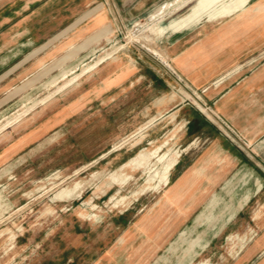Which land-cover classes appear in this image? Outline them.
I'll list each match as a JSON object with an SVG mask.
<instances>
[{"label":"rangeland","instance_id":"1","mask_svg":"<svg viewBox=\"0 0 264 264\" xmlns=\"http://www.w3.org/2000/svg\"><path fill=\"white\" fill-rule=\"evenodd\" d=\"M180 4V0H0V37L22 24L35 39L20 70L33 74L22 88L30 90L0 124L36 101L0 132V147L16 139L6 132L23 122L26 126L41 121L46 130L38 143L0 166V264H238L249 256L248 244L264 229H258L253 219L264 213V202H256L264 199V188L239 205L228 202L231 192L224 187L227 181L237 187L249 176H191L186 181L190 186L202 178L212 189L183 190L179 202H164L171 183L156 193L133 197L146 174L131 166L119 169L140 150H153L165 141L168 145L161 154L179 149L175 118L146 125L164 109V101L151 107L149 81L156 65L168 66L167 45L180 37H201L213 25L247 14L234 12L180 34H158L193 6L190 2L175 10ZM150 43L162 54L149 50ZM114 48L113 57L97 70L56 91L64 82L62 74L72 71L67 78L71 79L82 65H91ZM153 81L154 88L166 89L161 80ZM175 81L177 85L167 91L180 101L182 84ZM185 91L188 104L194 102L214 116L206 104L197 103L195 92ZM154 163L152 159L150 167ZM182 166L171 171L170 182ZM256 178L263 185V176L254 174L247 188ZM213 196L217 202H211ZM122 197L128 199L125 206L114 208ZM88 215L95 218L85 220ZM242 239L249 241L235 255ZM195 241L198 246L191 256L187 251ZM259 262L255 257L249 264Z\"/></svg>","mask_w":264,"mask_h":264},{"label":"crops","instance_id":"2","mask_svg":"<svg viewBox=\"0 0 264 264\" xmlns=\"http://www.w3.org/2000/svg\"><path fill=\"white\" fill-rule=\"evenodd\" d=\"M247 9L249 12L244 17L225 19L201 37L173 40L166 47L168 66L160 64L154 68L153 79L161 80L166 89L154 88L156 83L151 77L149 86L153 97L150 105L155 108L158 101L165 104L164 109L146 125H157L170 116L175 118V126H179L180 156L172 171L183 163L176 179L170 182L169 177L165 187L168 188L170 183L172 185L164 202H179L185 196L183 190L212 189L202 178H195L198 180L195 186L187 183L191 176L202 174H234L241 179L249 176L237 187L233 186V182L225 183V189L231 192L228 202H239V205L245 204L261 186L264 188V0H250ZM256 9L260 12L255 13ZM21 25L7 29L12 32L7 31L0 37V118L14 113L17 104L30 90L22 91L33 74L20 73V70L27 57L25 54L34 46L35 39L30 37L29 28ZM20 30L25 32L13 34ZM24 33L26 36L23 37ZM175 78L182 84L178 93L184 98L180 97V101L172 99L167 91L173 84L177 85ZM185 89L195 92L196 102L206 104L214 112L212 119L207 118L194 102H186ZM24 123L6 132L16 136V139L10 145L0 147V166L45 136V123L37 121L33 126H23ZM190 158L194 161L191 159L185 164L184 160ZM217 168L220 170L213 171ZM254 174L263 176V185L256 178L247 188ZM211 202H217L216 196ZM256 202H264V199L258 198ZM163 208L161 205L160 209ZM231 211L228 220L235 209ZM253 219L258 229L264 226V213L256 214ZM248 241H240L235 255ZM248 245L251 246L249 256L239 260L238 264H249L255 257L260 259L258 264H264V229ZM191 246L192 250L187 253L193 256L197 241Z\"/></svg>","mask_w":264,"mask_h":264},{"label":"bare ground","instance_id":"3","mask_svg":"<svg viewBox=\"0 0 264 264\" xmlns=\"http://www.w3.org/2000/svg\"><path fill=\"white\" fill-rule=\"evenodd\" d=\"M180 1H181V4L175 10L180 9L181 7L187 5L190 2H193V6L191 7V10L184 17H181L175 21H172L168 26L159 29L158 34H163V32H165V31H170V33L172 35L180 34V33H183L184 31H188L190 29L196 28L199 25H202L205 23H209V22L215 23V22L219 21L220 19H222V18H224V17H226V16H228L234 12L241 11L242 13H248L249 9H247V5H248L250 0H184V1L180 0ZM254 12L259 13L260 11H259V9H256ZM102 21H103V19H102ZM146 28H145V31H147ZM151 33H153V32H151ZM148 35H152V34H148ZM138 36H140V34ZM153 36H155V34H153ZM149 45H151V43ZM119 47L121 48V46H119ZM147 48H148V46H147ZM149 50H151L152 52H155V54L156 53L162 54L161 51H159V49L152 47V45L149 48ZM115 51H116V48L112 49L110 52L106 53L103 57H100L96 61H94L91 65H82L81 71L78 72L77 74L73 73L74 76L71 79H67V78H68V74L72 73V71L65 72L64 74H62L60 79L64 82H63V84H61L56 89V91H60V90L64 89L65 87H68L79 76L96 70L97 67L99 66V64L102 62H105L107 59H109ZM187 98H189V97H187ZM35 104H36V101H34V102L32 101V103L30 105L24 106L22 110L17 111L14 115H12V118L7 119L6 123L0 124V132L8 124H11L12 122L16 121L21 116H23ZM199 108L209 119H212V114L208 110H205L201 107H199ZM167 145H168V141H165V142H163V144L155 147L153 150L147 151L146 149H142L137 154H135V156H133L132 158L127 160L125 163H123L119 167V169H122L124 167L131 166L132 169H142L146 174V178H145L144 183L141 186V188L138 191H135L132 193L133 197H137L138 195H142V194L145 195V193H147V192L156 193L160 189H162L163 187L166 186V184L169 180V177H170V173H171L172 169L174 168V166L176 165L178 158L180 156V150L178 148L177 149L176 148H168L165 152H163L161 154L162 148L167 146ZM152 159L155 160V163L150 167ZM123 182H124V180H122V182H120V184H123ZM81 200H82V198H81ZM127 200L128 199L126 197H122L116 201V203L114 204L113 207L118 208L119 206H125V203L127 202ZM83 218L85 220H92L93 218H95V216L88 215V216H84Z\"/></svg>","mask_w":264,"mask_h":264}]
</instances>
